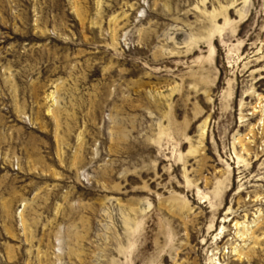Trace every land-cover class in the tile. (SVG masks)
Returning <instances> with one entry per match:
<instances>
[{"label": "rangeland", "instance_id": "obj_1", "mask_svg": "<svg viewBox=\"0 0 264 264\" xmlns=\"http://www.w3.org/2000/svg\"><path fill=\"white\" fill-rule=\"evenodd\" d=\"M0 264H264V0H0Z\"/></svg>", "mask_w": 264, "mask_h": 264}]
</instances>
